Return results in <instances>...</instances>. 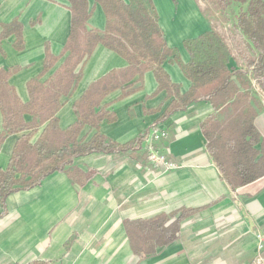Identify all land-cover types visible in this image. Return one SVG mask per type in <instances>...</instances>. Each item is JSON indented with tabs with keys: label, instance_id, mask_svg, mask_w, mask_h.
I'll return each instance as SVG.
<instances>
[{
	"label": "crops",
	"instance_id": "1",
	"mask_svg": "<svg viewBox=\"0 0 264 264\" xmlns=\"http://www.w3.org/2000/svg\"><path fill=\"white\" fill-rule=\"evenodd\" d=\"M85 1L87 30L103 31V11L93 0ZM151 3L168 48L176 49L181 62L187 64L183 42L215 31L210 18L197 0ZM13 22L19 28L8 27ZM70 27L68 0H0V70L14 71L7 82L21 104L29 103L27 84L41 76L45 52L59 58ZM66 57L59 58L40 83L49 81ZM228 66L238 70L232 56ZM127 67L116 53L97 45L74 71L81 70V79L68 96L60 98L59 128L66 130L76 122L73 105L92 83ZM162 68L171 83L179 86L180 95L189 91L191 84L176 64L165 62ZM137 79L131 81L133 88L139 87ZM157 87L148 71L140 90L122 99L121 90L109 94L101 106L114 120H104L99 132L124 145L146 135L152 127H160L167 138L154 146L179 168L169 172L149 169L142 142L136 154H91L76 159L77 170L91 173L82 186L73 184L64 173H54L38 187L10 194L5 207L0 206V264H252L254 234H264V177L232 191L221 180L200 132V124L213 113L210 105L193 103L164 119L174 97L157 92ZM261 112L254 124L264 140ZM23 120L31 123L33 117L25 114ZM2 124L0 112V132ZM43 128L33 135L31 144ZM27 133L4 140L0 170L7 167L16 141ZM94 134V129L85 127L80 138L87 142ZM180 210L190 213L181 224L177 241L143 259L133 254L124 221L148 220Z\"/></svg>",
	"mask_w": 264,
	"mask_h": 264
},
{
	"label": "trees",
	"instance_id": "2",
	"mask_svg": "<svg viewBox=\"0 0 264 264\" xmlns=\"http://www.w3.org/2000/svg\"><path fill=\"white\" fill-rule=\"evenodd\" d=\"M93 1L105 16L104 30H87V2L68 0L71 27L59 58L66 54L67 57L49 81L40 83V78L59 59L45 52L41 76L27 84L29 103L21 104L8 85V77L14 71L0 70L3 120L0 147L8 136L28 132L16 141L7 167L0 170V206L5 207L10 194L38 187L54 173H64L73 184L84 185L91 173L84 175L75 168V160L80 157L140 152L145 134L124 145L100 134V124L114 120L101 104L114 91L121 90L122 99L140 90L143 74L148 71L154 75L157 92L165 91L168 97H174L164 119L174 112L185 111L193 103L210 105L213 113L200 124V132L221 180L232 191L263 178L264 140L254 124L262 106L251 92L249 77L264 92V0H215L222 11L232 6L237 9V29L257 54L246 69L238 70L228 66L231 54L214 31L183 42L189 56L188 63L183 64L178 51L168 48L151 0ZM8 27L19 28L17 22ZM97 45L116 53L128 67L111 71L92 83L73 105L76 122L61 130L56 117L61 108L60 98L68 96L81 79V70L77 74L74 71L85 63ZM165 62L176 64L190 82L186 94L180 95L179 86L171 83L162 68ZM136 76L139 87L133 88L131 81ZM25 114L33 117L31 123L24 122ZM43 126L39 138L31 144V138ZM85 127L95 130L87 142L80 138ZM189 213L180 210L148 220L124 221L133 254L143 259L177 241L181 224Z\"/></svg>",
	"mask_w": 264,
	"mask_h": 264
},
{
	"label": "rangeland",
	"instance_id": "3",
	"mask_svg": "<svg viewBox=\"0 0 264 264\" xmlns=\"http://www.w3.org/2000/svg\"><path fill=\"white\" fill-rule=\"evenodd\" d=\"M197 1L210 18L214 32L220 36L228 48L234 61V68L246 69L248 63L256 59L257 54L237 29V9L232 6L222 11L215 0ZM249 78L252 85L251 92L262 105L263 112L261 113H264V92L256 85L251 76Z\"/></svg>",
	"mask_w": 264,
	"mask_h": 264
},
{
	"label": "built area",
	"instance_id": "4",
	"mask_svg": "<svg viewBox=\"0 0 264 264\" xmlns=\"http://www.w3.org/2000/svg\"><path fill=\"white\" fill-rule=\"evenodd\" d=\"M167 138V132L160 127H152L143 140V151L147 157V167L158 172H169L179 166L169 162L164 154L155 148L154 143ZM255 255L252 264H264V234L255 232Z\"/></svg>",
	"mask_w": 264,
	"mask_h": 264
}]
</instances>
